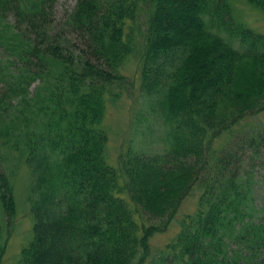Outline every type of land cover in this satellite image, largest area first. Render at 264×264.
Wrapping results in <instances>:
<instances>
[{"label": "trees", "instance_id": "1", "mask_svg": "<svg viewBox=\"0 0 264 264\" xmlns=\"http://www.w3.org/2000/svg\"><path fill=\"white\" fill-rule=\"evenodd\" d=\"M55 3L0 0V264L17 214L10 160L31 181L18 264H264V136L227 144L264 111V34L231 0H77L61 22ZM130 57L164 149L128 148L115 165L102 123Z\"/></svg>", "mask_w": 264, "mask_h": 264}, {"label": "rangeland", "instance_id": "2", "mask_svg": "<svg viewBox=\"0 0 264 264\" xmlns=\"http://www.w3.org/2000/svg\"><path fill=\"white\" fill-rule=\"evenodd\" d=\"M55 2L54 16L58 22H61L73 12L77 0H55ZM231 3L237 20L254 31L264 34L263 11L251 5L248 0H231ZM76 45L79 49L82 47L81 42ZM252 64L247 61L245 66ZM122 71L127 76V80L123 85L118 86L115 99L107 97V109L102 123V128L109 137L107 154L111 163L115 165H118L119 157L125 154L128 148L147 155L159 153L164 149L165 126L158 109L156 112H149L150 98L144 96L140 88L137 57H130ZM259 131L264 136V111L243 120L234 131L236 134L229 138L227 144L238 142L246 133L254 136ZM221 145L216 144V147L220 148ZM260 153L256 169L259 183L254 193L257 206L264 205V149ZM9 165L11 170L14 168L12 180L17 214L8 236H5L6 250L1 264H18L21 250L28 246L32 239L33 216L30 213L29 202L31 181L29 170L23 163L12 167L10 160ZM4 169V166L0 167V170ZM194 196L184 202L177 215L178 219L195 210L197 196ZM177 230L178 226L171 229L170 234H156L151 239L154 249L163 246Z\"/></svg>", "mask_w": 264, "mask_h": 264}]
</instances>
